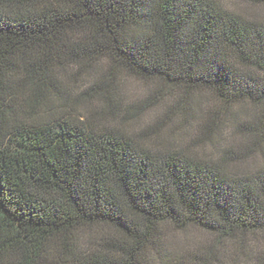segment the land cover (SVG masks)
I'll return each mask as SVG.
<instances>
[{
  "label": "trees",
  "instance_id": "16d2710c",
  "mask_svg": "<svg viewBox=\"0 0 264 264\" xmlns=\"http://www.w3.org/2000/svg\"><path fill=\"white\" fill-rule=\"evenodd\" d=\"M121 74L177 102L140 126L162 90L125 104ZM203 92L219 104L199 134L164 133ZM190 228L211 240L169 239ZM0 264H264V14L224 0H0Z\"/></svg>",
  "mask_w": 264,
  "mask_h": 264
},
{
  "label": "rangeland",
  "instance_id": "374dc122",
  "mask_svg": "<svg viewBox=\"0 0 264 264\" xmlns=\"http://www.w3.org/2000/svg\"><path fill=\"white\" fill-rule=\"evenodd\" d=\"M227 4L228 7L240 11H245L250 13V12H258L261 14H264V7L260 6H252L250 4L240 2L237 0H224ZM119 84V89L121 91V97L124 100V103L126 104H136L140 105L142 103H145V101L152 96L153 92L156 90L160 89L162 90V93H160L159 97V103H155V105H147L144 109H142V116H141V121L139 122L138 125L143 126V127H148L152 124H155L157 120L164 119L165 112H164V107L166 105H170L173 103H176L177 95L179 93V90L177 89H165L164 87H161V84L157 82H146V81H141L138 79H134L132 77L124 76L121 74L120 79L118 80ZM201 96V102L203 105V109L199 111L198 108H196L197 104H193L191 101V111L192 117L189 118L188 122H186L183 125H180V123L177 122V119H179L180 115L176 114L174 115L175 118L172 120L170 125L166 124V128L163 129L164 133H168L169 135H180L182 138V142L192 140L196 137V135L199 134L200 129H201V124L204 122V117L202 111L204 112L209 108L210 106L214 104H219L216 103L214 100H212L211 97L207 93H202ZM194 100H197V96L193 95L192 96ZM191 99V100H193ZM239 106L235 105L234 107L232 106V110H237ZM250 113V111H248ZM239 120H243L246 117V114L244 112H241L239 114ZM232 120L227 119L226 125L224 127V134H226L225 142L229 146L236 147L238 146L237 144L240 142V136L235 133L234 130V125L235 123L231 122ZM168 125V126H167ZM167 134V135H168ZM198 145V144H197ZM169 239H171L173 242H179L181 239L188 238L193 245V247L196 248L200 244H204L205 242H208L211 240V236L208 234L190 228L187 229L185 232L181 233H175L172 230H169Z\"/></svg>",
  "mask_w": 264,
  "mask_h": 264
}]
</instances>
